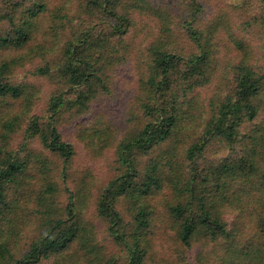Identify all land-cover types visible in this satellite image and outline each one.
<instances>
[{
    "label": "trees",
    "instance_id": "trees-1",
    "mask_svg": "<svg viewBox=\"0 0 264 264\" xmlns=\"http://www.w3.org/2000/svg\"><path fill=\"white\" fill-rule=\"evenodd\" d=\"M226 2L0 0V264H151L159 209L183 246H203L185 264H264V0ZM49 11L64 53L36 71L57 85L40 101L20 69ZM123 62L145 76L117 110ZM113 147L99 239L74 197Z\"/></svg>",
    "mask_w": 264,
    "mask_h": 264
},
{
    "label": "rangeland",
    "instance_id": "rangeland-1",
    "mask_svg": "<svg viewBox=\"0 0 264 264\" xmlns=\"http://www.w3.org/2000/svg\"><path fill=\"white\" fill-rule=\"evenodd\" d=\"M5 2L6 0H2V5L6 8L9 7V4H4ZM67 2L68 0H49V10H52L54 6H56V8H60L61 6L67 4ZM207 2L208 5H228V2H226V0H213V2L207 0ZM139 9L140 10L131 12V14L135 16V19H141L143 24L149 25V27H153V29H156V25L159 24L158 20H148L149 18H153L149 15V10H143L141 8ZM49 13L50 11L47 12L48 17H43V27L41 31L36 35L34 45L32 47L33 49H29L27 51L28 56L26 57V65L24 67H21L20 69V71L24 70V73L31 77L30 79L32 83L37 84L38 87L41 88V90H44V93L41 95L40 101H44L47 98L48 93H50V90L54 87H57V85L55 83L56 78L54 75H38L36 71L39 67L44 65V63H58L62 61L64 53L62 41L57 35V31L59 30L58 25L62 21L61 19L55 17L52 12L51 15H49ZM234 18H236V16H234ZM2 27H4V24ZM128 63L129 62H123L117 64L113 67L114 69L111 71L113 74L112 85L115 92L114 97L108 95V98H114V106H118L117 110H125L126 104H129L134 99L138 98L137 90L139 87V83L145 76V73H141L137 66L135 67V65H133L132 63ZM40 104L41 102H37V109H35L36 112H38V110L40 111V108H38ZM135 104L137 105V107H139L138 101L134 102V105ZM81 119H83V117ZM18 144L19 138L17 137V139H15V142L13 143V146H17ZM87 149L85 151L92 155V152L90 151L91 148L88 150ZM114 151V147L104 151L99 164H96V158L92 159L89 163L90 170H81L80 173H82V176L84 178H82L80 183L76 185V194L74 197L76 210H80L82 212L84 216L83 222L84 220H87L89 224H92L91 230L98 235L99 239L101 236L106 235L108 231H106V223L104 221H102L98 217H93L94 205L96 201L95 199L98 193L100 191L102 192L107 182L112 178L113 166L111 168L110 166L115 164L113 160ZM90 157L93 158V156ZM61 179L63 180L62 176ZM64 180L63 182L65 185L62 184L60 188V201L57 202V205L61 204L60 208H64V206L68 203V193L65 192V187H70L72 184L69 173L68 177L64 176ZM81 185H83V188ZM70 190H72L71 187ZM35 203L36 202H34L33 204ZM119 204H121L122 207L126 205V202L123 200L122 202H119ZM158 205H160V203H158ZM164 211L162 209H159L155 216V233H157V235L154 237V239L150 238V242L152 246L155 245L154 247L156 248V252L153 255V258L150 259V263H194L196 261V252H198L202 246L201 243L197 242V239H193L191 244L192 246H190V248H188L187 246H183V243L181 244V242L178 240L175 231L167 228V216L166 212ZM37 219L38 218L36 217L29 216L27 218V222L29 224L33 221L37 222Z\"/></svg>",
    "mask_w": 264,
    "mask_h": 264
}]
</instances>
